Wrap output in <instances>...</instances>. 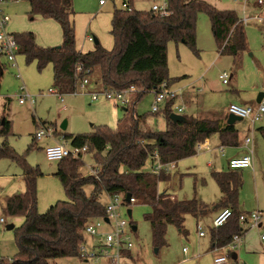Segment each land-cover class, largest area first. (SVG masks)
<instances>
[{"label":"trees","instance_id":"obj_1","mask_svg":"<svg viewBox=\"0 0 264 264\" xmlns=\"http://www.w3.org/2000/svg\"><path fill=\"white\" fill-rule=\"evenodd\" d=\"M22 1L29 3L32 15L52 19L61 27L63 43L56 48L39 47L33 33L14 35L20 46L19 52L25 55L27 62L36 61L39 70L52 65L54 87L60 95L73 94L82 84L84 75L76 76L79 66L90 71V81L99 71L96 81L101 89L135 87L139 92L133 106L126 108L131 114L127 129L118 127L113 130L101 126L90 134L64 136L72 146L87 147L89 153L95 152L94 159L100 173L98 177L85 176L81 172L84 166L82 158L68 157L60 161L56 176L69 200L56 203L44 214L39 212L37 188L42 172L28 165L7 142L0 144V159H11L22 167L27 189L25 194L7 201V215L22 218L23 224L13 229L18 256L11 261L0 259V264H51L63 258L80 259V245L87 242L83 234L86 223L92 218L107 215L101 202L105 194H130L140 204L152 207V213L145 219L150 222L154 246L158 249L166 246L170 225L187 237V217L199 218L209 207L196 199L180 200L168 191L161 193V183H170L173 176L164 169L159 174L144 169L155 152L160 163L167 166L195 156L197 146L216 135L221 147H237L238 132L233 125L223 124L221 120L187 115H183L186 122L174 123L170 116L174 113L175 99L169 100L165 108L155 114L164 116L167 123L165 131L144 129L146 118L137 115L135 108L147 93L156 91L165 82L170 87L176 82L169 75V43H182L199 55L197 18L201 12L210 18L220 55L233 57L235 67H239L244 52L248 50V42L238 14L218 10L203 0H169L167 16L135 8L132 11L115 9L110 31L113 48L107 50L98 43L95 50L82 53L76 42L74 0ZM129 3L132 5V0ZM2 121L0 137H7L12 123L6 118ZM260 132L264 138V128ZM212 176L222 193V199L214 205L215 209L230 208L234 213L226 225L211 230L212 248H222L240 233L239 191L243 180L237 170L231 169ZM88 186L92 187L90 194L85 189Z\"/></svg>","mask_w":264,"mask_h":264},{"label":"rangeland","instance_id":"obj_2","mask_svg":"<svg viewBox=\"0 0 264 264\" xmlns=\"http://www.w3.org/2000/svg\"><path fill=\"white\" fill-rule=\"evenodd\" d=\"M101 0H74L75 16L73 21L76 30V42L95 47L88 42L87 37H95L101 46H114L113 37L110 34L112 14L115 9H121L124 0H107L106 6L100 5ZM221 11H234L240 17L244 8L249 12H255L258 0H203ZM150 0H139L136 9L150 11ZM0 10L9 15L10 22L6 27V33L16 35L21 33H33L36 44L41 48H56L62 45V30L58 22L31 14V7L26 1L0 0ZM90 20V16H97ZM248 50L242 56V64L235 67L234 58L221 56L218 52L212 25L208 14L201 12L197 18V49L196 55L189 47L179 43L168 45V69L172 79H176L173 85L177 92L192 93L193 98L188 109L181 114L195 116L201 119H215L227 122L230 105L238 103L254 104L260 94L264 93V32L254 26H245ZM62 39L61 45L51 46L58 39ZM106 49V48H105ZM109 50V49H108ZM19 70L8 66L0 79V119L7 117L11 123V132L7 137H0V144L7 142L9 146L20 155L28 165L39 169L42 176L37 181L39 212L44 214L48 209L60 201H68L69 197L56 176L59 162L49 161L45 154L48 146L56 143H64L66 134L79 135L90 134L97 127L107 126L110 129H127L131 123L130 112L123 107L100 100L92 102L90 94L83 92L78 95L63 94L64 103L60 102V94L54 87V74L52 65L43 70L38 69L37 62H27L25 55L20 52L16 57ZM0 64L6 65L5 57L0 56ZM229 74V85H224L220 75ZM20 73L24 80L27 92L34 97L33 106L20 105L21 82L16 78ZM99 77V71L94 76V81ZM53 90L56 94L50 93ZM155 93L149 92L136 105L135 112L146 118L144 129L163 131L166 120L161 114L155 115L151 111ZM9 101V103H8ZM66 107V108H64ZM6 108V110H5ZM64 108V109H63ZM67 122V129L62 130V125ZM123 122L121 125L120 123ZM238 123L240 140L244 139L250 123L242 120ZM253 140H256L258 149L253 155L254 169L237 170L243 175V184L239 191V209L246 213L261 212L263 214V227L259 230L248 231L243 239L244 244L239 249L238 264H264V139L258 129L264 127V115L256 123ZM120 125V126H119ZM40 129L51 130L53 138L43 137L35 140V135ZM55 130L57 132H55ZM212 146H218L215 137ZM68 143V142H67ZM225 156L219 152L205 153L197 151V155L178 163L177 169L172 171L173 178L169 183H161L160 191H168L172 196L180 200H193L204 202L213 208L220 200V189L215 182L213 172H229L228 158L231 154L243 153V148L224 147ZM95 152L83 155L84 166L81 172L85 175L90 167H96ZM227 156V157H226ZM214 162L209 167V162ZM151 165L147 163L145 171H150ZM171 170V169H170ZM15 176L8 177L11 174ZM23 173L22 167L15 161L0 159V197L4 198L15 180L16 176ZM88 194L92 187L85 188ZM103 204L107 200L103 196ZM127 210L132 211V216L127 215ZM152 207L140 204L138 201L123 210L126 219L131 224L133 249L127 253L130 264H216L215 257L224 255L227 250L212 252L210 246V228L213 220L211 216L205 217L197 223L193 217L186 219L188 236H183L176 227L168 226L166 246L158 249L154 246L150 222L145 218L152 213ZM3 209L0 204V216ZM8 224H14L19 228L23 224L22 218L6 216ZM137 227V231L132 230ZM202 226V230H199ZM203 231L207 235L200 238ZM158 250V252H156ZM19 254L15 231L0 227V259L11 261ZM126 254V253H125ZM124 254V255H125ZM51 264H108L107 262H85L79 258H63L52 261Z\"/></svg>","mask_w":264,"mask_h":264},{"label":"built area","instance_id":"obj_3","mask_svg":"<svg viewBox=\"0 0 264 264\" xmlns=\"http://www.w3.org/2000/svg\"><path fill=\"white\" fill-rule=\"evenodd\" d=\"M106 3L107 0L100 1L101 5H105ZM150 3L151 12L161 16L169 15V0H150ZM134 8L135 7L129 3V0H125L121 9L132 11ZM9 22V15L5 14L3 10H0V56L6 58L7 66L10 65L11 67L16 68V57L20 51V46L14 35L6 33V27ZM239 23L244 27L247 25H254L264 32V0H258L255 12L245 11L242 13L239 17ZM88 41L94 42V38L89 36ZM81 74L84 75V80L74 91L73 95L88 92L87 88L91 84L90 78L88 77L90 71L84 70L82 66H79L76 68V76ZM16 78L22 80V75L18 73L16 74ZM220 79L224 85L230 83L229 74L227 72L221 74ZM138 92L139 90L137 88L130 87L125 90L100 89L89 92L88 94H90L92 102H98L101 99H104L126 109L133 106V102ZM50 93L56 94L53 90H50ZM153 93H155L154 101L151 105V111L153 114L161 112L165 108L166 103L172 99H175V104L173 105L174 113L178 115L184 113V107L177 104V101L179 100L184 101V94L182 92H177L165 82ZM59 99L64 103L65 100L63 95H60ZM18 102L21 105L29 104L33 106L35 104L34 97L27 92L26 87L23 84L20 87ZM228 114L240 117L242 120L249 121L254 125L259 122L264 115V100L256 107L232 104L228 109ZM53 136L54 133L51 130L40 129L35 135V140L40 141L43 137L53 138ZM250 142V138L245 140V145L249 149V154L233 158L229 161L228 165L231 170L253 168V149L248 147ZM206 145H208L207 142L199 144L197 146V151ZM44 152L49 161L60 162L68 157L76 159L83 158V155L87 153L88 150L87 147L80 148L72 146L67 142H60L46 147ZM148 163L151 165L150 172L154 174H159L163 169L168 172V165L164 166L160 163L157 152L150 157ZM99 173L100 167L97 165L96 167H90L89 172L85 174V176L98 177ZM104 197L107 200V203L104 204L107 215L105 217L92 218L86 223L83 229V234L87 237V242L80 245V259L86 262L103 260L108 264H130L127 253L133 249L134 244L132 236L130 235L131 224L126 219L123 210L128 208L129 205L136 203L137 200L131 197L130 201L127 202L124 194H105ZM128 211L129 210H127V215ZM233 215L234 213L232 209H222L213 220L212 228L218 229L223 227L229 222ZM106 219H108V222H106ZM238 220L239 225L241 226L240 233L235 234L227 246L216 249L217 251L227 250L224 255L218 256L215 259L216 264H236L233 260V255L239 251L248 231L254 229L259 230L261 228L263 214L261 212H240ZM5 223V217L0 216V224ZM199 230H202L201 226H199ZM199 235L200 237H204L205 232L201 231ZM262 240L264 241V236H262Z\"/></svg>","mask_w":264,"mask_h":264},{"label":"crops","instance_id":"obj_4","mask_svg":"<svg viewBox=\"0 0 264 264\" xmlns=\"http://www.w3.org/2000/svg\"><path fill=\"white\" fill-rule=\"evenodd\" d=\"M125 1V0H124ZM123 1V2H124ZM137 2H139V0H132V5L135 7V9H136V3ZM101 5V4H100ZM107 5V3L105 4V5H101L102 7L103 6H106ZM256 7H257V4H256ZM245 11H247L245 8H244V10H243V12L242 13H244ZM113 15V14H112ZM97 18L98 17V15L97 16H93V17H91L90 16V20H93L94 18ZM63 37V36H62ZM87 41H88V37H87V39H86ZM96 40L99 42V40L97 39V38H95L94 37V41L96 42ZM89 42V41H88ZM248 42V41H247ZM61 43H62V39L60 38V39H58L57 40V42L56 43H52L51 44V46H57L58 44L59 45H61ZM91 43H93V42H91ZM99 44H100V42H99ZM101 45V44H100ZM95 47H96V43H95ZM95 47L94 46H88L87 48H86V50L84 49V45H82V44H79V46H77V48H78V50L80 51V52H82V53H87V52H90V51H93V50H95ZM107 50L109 49V50H111V47L110 46H104ZM16 63H17V60H16ZM3 66V75H4V70L8 67V66H10V65H2ZM13 68V67H12ZM15 69H17V70H19V72H20V69H19V65H18V63H17V67L15 68ZM53 74H54V72H53ZM3 77V76H2ZM19 80V79H18ZM20 82H21V84H23L24 85V80H23V77H22V80H19ZM229 85V84H228ZM101 89V86H100V84H99V82L98 83H96L95 81H94V79H92V81H91V84H90V86L87 88V91H88V93L89 92H93V91H96V90H100ZM261 95V94H260ZM183 100L184 101H182V100H179V101H177V104H180V106L181 107H184V112L188 109V105L191 103V101H192V98H193V90H192V93H184V96H183ZM259 98V97H258ZM102 100H104V99H102ZM263 100H264V98H263ZM262 100V101H263ZM104 101H106V100H104ZM61 102V101H60ZM65 102V101H64ZM99 102V101H98ZM107 102H110V101H107ZM8 103H9V101H8ZM62 103V102H61ZM110 103H112V104H114L113 102H110ZM235 104H238V103H235ZM259 103H258V99L254 102V104H249V103H247V102H244V104H241V106H253V107H256L257 105H258ZM21 105V104H20ZM115 106H117L116 104H114ZM238 105H240V104H238ZM118 107V106H117ZM64 108H66V107H64ZM63 108V109H64ZM5 110H6V108H5ZM123 110H124V108H123ZM125 111V110H124ZM192 116V115H191ZM193 117H195V116H193ZM4 118H6L7 120H9L7 117H2L1 119H0V123L2 122V120L4 119ZM195 118H198V117H195ZM198 119H201V118H198ZM218 120V119H217ZM10 121V120H9ZM221 121H223V120H221ZM249 122V121H248ZM146 123V122H145ZM250 123V122H249ZM223 124H227V122H224L223 121ZM63 125H65V129H67V122L65 121L64 123H63ZM256 125L257 124H254V125H252L251 123H250V126L248 127V129H247V133H246V135H245V137H244V139H242L241 138V140H240V132H239V130H238V123H236L235 125H233L234 127H235V129L237 130V132H238V135H239V146H237V147H240V148H243V153H238V154H231L230 155V158H228V160H227V162H228V164H229V161L231 160V159H233V158H238V157H242V156H245V155H247V154H249V149L246 147V145H245V140L247 139V138H250L251 139V142H250V144L248 145V147H251L252 149H253V155L255 154V152L257 151V149H258V145H260V144H257L256 143V140H253V134H254V130H255V127H256ZM165 128H164V130L163 131H165L166 130V127H167V123H165V126H164ZM261 128H264V127H260L259 129H258V131H259V133L261 134V132H260V129ZM62 129V128H61ZM65 129H62V130H65ZM55 132H57L56 130H55ZM262 136V135H261ZM215 138H216V140H217V142H218V146L219 145H221L220 144V140H219V137L216 135V136H214ZM262 138H263V136H262ZM212 139L213 138H211V139H209V140H207L206 142H207V144L208 145H206V146H204L202 149H200V150H198V151H204L205 153H209V151L210 152H221L222 153V155L223 156H225V150H224V147H213L212 146V143H213V141H212ZM264 139V138H263ZM69 143V142H68ZM70 144V143H69ZM237 147H228V148H237ZM45 149V148H44ZM198 154V153H197ZM196 154V155H197ZM195 155V156H196ZM194 157V156H193ZM227 157V156H226ZM254 156H253V168H249V169H242V170H250V169H254ZM181 161H183V160H181ZM181 161H179V162H181ZM179 162H176V163H172V164H169L168 165V167H167V169H168V173H170L171 175H172V171H174V170H176L177 169V165H178V163ZM209 167H213V166H215L214 165V162L212 161V162H209ZM171 169V170H170ZM228 169L230 170V168H229V165H228ZM213 173H216V171L215 172H213ZM212 173V174H213ZM16 175V173L15 174H11L10 176H8V177H13V176H15ZM241 175H242V173H241ZM173 176V175H172ZM18 179H16L15 180V183H14V185H12L11 187H10V190H9V192H8V194L4 197V198H1L0 197V204H1V206H2V209H3V217H6V216H8L7 215V201L10 199V198H12V197H15V196H18V195H23V194H25L26 193V183H25V179H24V176H23V173L22 174H20V175H17L16 176ZM242 180H243V175H242ZM219 187V186H218ZM220 193H221V191H220ZM222 199V193H221V197H220V200ZM219 200V201H220ZM202 203H204V202H202ZM219 203V202H218ZM217 203V204H218ZM206 204V203H205ZM207 205V204H206ZM216 205V204H215ZM209 208H208V210L202 215V216H200L199 218H194L193 217V220H195V221H197V223H199L200 224V222H202V220L205 218V217H207L208 215L209 216H211V218H212V220H214L215 219V217L218 215V213L222 210V209H215V207H214V205H213V208L212 207H210L209 205H207ZM239 211L240 212H244L243 210H242V208L241 209H239ZM246 213V212H245ZM192 217V216H191ZM6 219V223L5 224H0V227H2V226H5L6 225V228L8 229V230H12V229H10V227H13V229L14 228H16L15 227V225L14 224H8V222H7V218H5ZM15 220L17 219V218H14ZM18 220V219H17ZM202 227V226H201ZM263 227V221H262V226H261V228ZM240 228H241V226H240ZM260 228V229H261ZM213 228L211 227L210 228V234H209V236H210V248H211V250H212V252H215V250L217 249V248H212V242H211V230H212ZM133 230L134 231H137V227L136 226H133ZM200 236V235H199ZM207 235L205 234V236L204 237H200V238H205ZM244 244V242H242V244L241 245H243ZM217 251V250H216ZM218 252V251H217ZM239 252V251H238ZM238 252L236 253V255H237V260H234L235 262H236V264H238V260H239V254H238ZM215 254H218V253H216L215 252ZM218 256H216L215 257V259L217 258ZM215 261V260H214ZM86 262V261H85Z\"/></svg>","mask_w":264,"mask_h":264},{"label":"water","instance_id":"obj_5","mask_svg":"<svg viewBox=\"0 0 264 264\" xmlns=\"http://www.w3.org/2000/svg\"><path fill=\"white\" fill-rule=\"evenodd\" d=\"M96 44H98L99 42L96 40L95 42ZM3 76V67L2 65L0 64V79L2 78ZM264 98V93H262L259 98H258V103H261L262 100ZM124 110L126 111L127 109L124 108ZM170 119L174 122V123H178V122H186V118L182 115H178V114H175L173 113L171 116H170ZM242 121V119L240 117H237V116H234V115H229L228 117V120H227V124L228 125H235L237 122H240ZM2 124H3V121H2ZM62 129H65V125H62ZM131 199V195L128 194L126 196V201L129 202ZM128 216L131 217L132 216V211L129 210L128 211ZM106 222H108V219H106ZM10 229H13V227H10ZM156 252H158V250H156ZM237 255L234 254L233 255V260H237Z\"/></svg>","mask_w":264,"mask_h":264}]
</instances>
